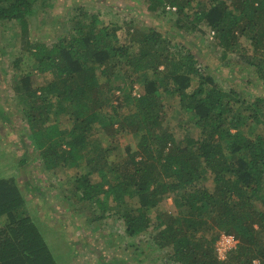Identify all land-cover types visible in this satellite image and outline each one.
<instances>
[{"label":"trees","instance_id":"trees-1","mask_svg":"<svg viewBox=\"0 0 264 264\" xmlns=\"http://www.w3.org/2000/svg\"><path fill=\"white\" fill-rule=\"evenodd\" d=\"M34 2L0 0V22L20 26L21 44L13 45L18 57L10 60L11 67L19 70L27 53L35 63L31 72L52 75L45 86L34 87L33 74L15 79L24 127L10 130V144H19L25 154L32 148L42 170L76 168L67 203L74 212L75 203L98 210L92 221L117 216L126 200L136 199L137 208L120 216L124 233L135 237L150 231L148 251L169 250L172 264H264V98L248 101L233 90L223 91L182 39V32L193 34L204 23L224 58L238 52L241 37L255 52H264V0H145L150 13L175 17L170 33L150 28L137 38V56L131 45L120 42L116 26L101 25L98 15L82 9L71 17L64 36L49 46L37 41L27 27L35 15ZM170 47L183 51L174 55ZM8 55L13 56L10 51ZM258 57L251 56L247 63L264 85V57ZM123 67H131L132 74L150 68L153 75L141 82L138 97L127 94L117 107L107 105L117 113L113 122L101 114L102 96L122 90L116 82ZM193 80L197 85L187 92ZM166 95L177 98L187 123L200 131L197 138H185L181 147L162 126L164 106L159 99ZM127 103L133 111L119 115ZM55 114L65 116L70 127L60 129L50 116ZM117 121L135 139V147L125 155L90 138L95 131L112 135ZM247 123L261 126L254 138L242 134ZM26 159L14 165L17 176L0 178V264H58L41 227L50 202L25 169ZM207 179L214 191L196 186ZM168 195L186 213L173 217L156 211L151 222L147 212ZM36 204L42 206V216ZM214 228L238 240L225 262L216 258Z\"/></svg>","mask_w":264,"mask_h":264},{"label":"rangeland","instance_id":"rangeland-1","mask_svg":"<svg viewBox=\"0 0 264 264\" xmlns=\"http://www.w3.org/2000/svg\"><path fill=\"white\" fill-rule=\"evenodd\" d=\"M34 1L35 15L28 19L27 27L30 36L36 38L37 41L49 46L56 37L64 36L65 33L69 32L71 17L82 9L98 15L101 25L116 26L118 28L116 36L122 44L131 45L133 56H137L138 42L136 40L139 39L142 33L148 32L150 28L160 32L169 31L168 33H170L171 31L168 28L175 17L171 15L168 18L167 16H161V14L150 13L147 10L145 0ZM182 34V39L187 42L184 45L190 48L196 56L199 55V61L204 69L203 72L211 75L223 91L233 90L248 101H253L257 96L264 98V85L255 78L254 69L250 68L247 63L251 56L255 54L264 57V52L261 49H257V52H255L250 47L248 40L241 37L238 52H228L224 58L222 57V50L215 45L211 30L204 23L200 24L197 32L193 34L182 32ZM18 44H21L19 23L16 21L5 22L4 24L0 22V112L2 111L9 116L6 120L0 113V152L4 151V154L0 156V178L15 177L14 165L20 162L22 158H27L25 169L31 175L33 183L50 202V212L41 217V227L52 255L59 258L58 264H172L167 256L169 250L148 251L147 246L150 243L147 238L150 231L135 237H128L124 233L120 216L125 211L137 208L136 199L126 200L117 209V216L92 221V218L99 216L100 212L98 210L86 207L85 204L75 203L78 209H75L77 212H74L70 204L67 203V196L70 193L68 183L74 176L76 168L64 169L59 167L51 171L42 170V162L32 148L28 146L27 154H25V150L23 151L19 144H10L14 139L9 136L10 130H20L24 127L22 122L24 113L21 105L18 104V100H16L15 79L20 74H33L32 85L35 87L45 86L52 77L50 74L41 76L35 71L31 72L35 63L32 56L27 53L21 56L20 69L14 70L11 67L12 62L10 60L18 57V52L12 51L13 45L17 46ZM168 50L174 55L183 51L179 47H170ZM9 51L12 52L13 56L8 55ZM152 57L150 58L152 59ZM158 69L163 70L162 66H159ZM131 70V67H123L120 72L122 75H120V79L117 80L116 84L122 87L121 91L115 90L111 95L106 92V94L103 93L102 99H105V106L101 109V114L108 118L112 117L113 122L118 120V116L108 106L117 107V104L122 101V97L127 94L130 95V98L138 97L143 91L141 82L153 75L150 68L136 74H132ZM196 81L191 82L187 92H192L197 85ZM100 82L104 84L105 81L102 78ZM103 89L105 90V87ZM159 104L164 106L163 112H165L161 111L160 113L163 118L162 126L173 136L178 146L184 145L185 138H197L200 135L199 129L188 124L185 120L179 110L175 96L166 95L161 97ZM122 105L123 107L118 111L119 115L126 116L133 111L130 103ZM50 116L53 119L55 118L57 123L59 122L60 129L69 128L71 125L63 115ZM260 128L261 126H250L247 123L241 128V131L243 136L254 138L261 131ZM113 129L112 135L108 137L95 131L90 138L92 141H100L103 147L111 145L118 147L121 155H125L127 149L133 150L135 147L134 137L125 128H122L119 122L113 126ZM111 160L114 161L117 158L112 157ZM19 173L18 178H21V181L23 180V173ZM92 180L97 181V178L93 177ZM196 186H204L210 191H214L215 188L212 181L208 179L196 183ZM22 187L25 186L22 185ZM255 206L257 209H261L259 203ZM35 208L42 216V206L36 204ZM156 211L173 217H182L186 213L183 208L174 206L173 195L166 196L155 209L147 212L151 222L154 221ZM2 223L3 219H0V224ZM152 233L154 234V232ZM213 233L218 235L214 244L215 247L219 237L225 233L219 231L218 228H214ZM207 236L209 237L210 233ZM230 236L234 237L233 235ZM262 237H264L263 234ZM235 240L238 244V240L236 238ZM234 250L227 254L226 259L217 260L225 262ZM256 263L257 261H253V264Z\"/></svg>","mask_w":264,"mask_h":264},{"label":"built area","instance_id":"built-area-1","mask_svg":"<svg viewBox=\"0 0 264 264\" xmlns=\"http://www.w3.org/2000/svg\"><path fill=\"white\" fill-rule=\"evenodd\" d=\"M211 34L213 35L212 32ZM236 246H237V241L235 240L234 237L230 235H225V234L221 235L215 246L216 247L215 249L216 258L221 259V260L226 259L227 254L230 251L236 249Z\"/></svg>","mask_w":264,"mask_h":264}]
</instances>
